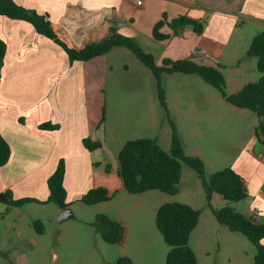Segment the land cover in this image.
I'll list each match as a JSON object with an SVG mask.
<instances>
[{"label":"crops","instance_id":"0c3cea01","mask_svg":"<svg viewBox=\"0 0 264 264\" xmlns=\"http://www.w3.org/2000/svg\"><path fill=\"white\" fill-rule=\"evenodd\" d=\"M14 1L38 13H47L56 36L72 48L80 49L98 42L112 28L143 48L144 43V49L153 54L155 61V54H158L160 63L155 62L157 65L163 58H169L191 59L198 64L218 67L229 92L238 91L260 76L256 57L247 55V50L251 38L264 31V0H139L140 4L137 0ZM162 15L167 19L178 15L199 20L206 18L207 23L200 34L190 27L172 34V30L164 25L160 31L172 35L165 40H155L152 28ZM0 38L6 44L5 55L0 57V135L11 149L8 161L0 166V194L10 190L14 198L32 197L45 201L47 178L55 170L58 160L63 158L66 208L70 210L66 218L73 216L76 205L84 204L80 199L87 190L105 187L109 199L93 205L105 208L112 200L125 203L111 219L121 224L124 237L128 233L136 236L135 223L127 222L124 214L129 213L132 219L135 208L144 209V201L152 203L147 199L158 201L154 211L164 202L159 200L156 189L139 195L125 189L118 175L117 153L128 139L114 152L108 148L104 88L108 83H117L113 72L120 69L124 74L130 73L126 78L121 77L123 86L131 82L137 87L140 77H145L149 81V91L155 96L154 101L159 104L152 71L124 46H116L90 60L71 61L56 38L38 32L28 21L4 14H0ZM162 74L165 100L171 104L168 106L170 120L175 124L185 153L199 156L207 173L224 167L239 173L245 180L247 195L231 206L254 222L264 224V141L257 130L256 113L230 104L207 82V85L198 84L197 87L206 94V101L198 112L205 131L201 132L199 140L197 129L192 125L199 119L194 116L195 107L187 103L189 110L184 111L183 98L171 91L173 85L167 77L171 73ZM178 107L179 111H174ZM163 116L166 117L165 111ZM45 121L57 123L59 128L39 129L38 124ZM156 127L158 124L152 126L149 133ZM157 135L160 138L143 137H151L161 146L163 139ZM84 138L101 145L89 150L83 145ZM194 139L199 140L195 146L190 142ZM164 140L165 145L170 143L166 138ZM192 175L188 171L183 174L182 168L179 184L186 185L198 178L197 174L193 178ZM211 202L216 209L226 204L218 194L212 196ZM25 204L28 205L7 206L0 201V231H4V239L0 234V254L5 258L4 264H31L27 256L31 246L41 249L45 254L43 263L50 264L46 253L50 256L55 246L41 240L42 235L35 231V206H47L46 218L49 220L58 218L65 208L54 202L30 201ZM210 218L215 219L212 212ZM213 224L215 231L223 230L230 242L241 240L239 235L229 234L225 226L218 222ZM199 226L197 223L194 229L198 230ZM6 241L15 242L14 246H4ZM261 242L264 244V238ZM59 256L54 254L52 262Z\"/></svg>","mask_w":264,"mask_h":264},{"label":"trees","instance_id":"16d2710c","mask_svg":"<svg viewBox=\"0 0 264 264\" xmlns=\"http://www.w3.org/2000/svg\"><path fill=\"white\" fill-rule=\"evenodd\" d=\"M0 14L10 18L22 19L30 22L35 29L51 38H56L60 46L67 53L71 61H86L105 54L116 46H124L131 50L135 57L148 67L156 81V91L159 104L168 116L164 89L161 84L162 73H187L197 74L230 104L251 110L258 117L257 130L264 141V31L256 33L250 40L247 55L256 57V67L260 76L255 81L244 84L238 91L229 92L224 75L218 67L198 64L191 59L164 58L161 65L155 63L151 52L146 51L139 43L131 38L124 37L110 29V32L98 42H92L80 49L68 46L60 40L49 20L47 13H38L34 9L17 4L14 0H0ZM206 18L201 20L187 15H178L167 19L166 15L156 21L152 28V37L155 40H165L176 34L183 27H190L195 33L200 34L206 25ZM167 25L172 34L161 32ZM6 52V44L0 38V57ZM171 140L169 152L162 149L157 141L151 137H138L126 140L117 153L118 175L125 189L129 193H141L150 189L175 194L179 190L182 174V164L193 169L200 179L202 189L216 221L225 226L229 231L239 233L247 238L254 249L255 264H264V224L256 223L252 218L236 211L231 204L246 197L245 180L231 167H224L207 173L204 161L196 155L185 153L177 129L172 120ZM39 129L54 130L59 128L57 123L49 121L38 124ZM83 145L93 150L101 144L89 138L83 139ZM9 143L0 135V166L4 165L10 156ZM109 164L106 165L108 170ZM65 174V161L60 158L55 170L47 178L48 197L40 201L32 197L14 198L12 192L7 190L0 194V201L7 206H21L30 201L54 202L60 208L68 206L66 190L63 184ZM220 195L226 204L220 208L212 205V196ZM109 199V192L105 187H95L87 190L81 197V202L93 205ZM199 210L181 202H164L155 214V225L164 241L169 245L165 264H197L194 251L189 246V236L199 220ZM40 223L34 221L33 225L40 233ZM96 230L108 243H120L123 240L121 224L104 213L97 214L94 222ZM40 231V232H38ZM113 264H132L128 258H119Z\"/></svg>","mask_w":264,"mask_h":264},{"label":"rangeland","instance_id":"374dc122","mask_svg":"<svg viewBox=\"0 0 264 264\" xmlns=\"http://www.w3.org/2000/svg\"><path fill=\"white\" fill-rule=\"evenodd\" d=\"M239 21L243 23V20L240 19ZM245 30L247 31L248 28H245ZM142 44L146 47L144 43ZM155 56L157 58L155 62L160 63L158 54H155ZM113 73V78L117 80V83L113 85L108 83L104 88L107 102L104 116V121L106 119L105 138L108 148L114 152L126 139L143 136L160 138L157 135L160 134L163 139L160 142L162 148L169 151L170 143L168 141L171 140H169L171 134L169 120L172 119L170 116L171 111L168 110V116L166 115L168 120H166V117L163 116V111L165 110L154 101L155 96L149 91V81L145 77H140L137 87L135 85L132 86L131 82H128L127 86H123V79L121 77L126 78L130 73L124 74L125 72L120 69L114 70ZM167 77L173 85L172 93L175 96L179 95L183 98V110L188 112L187 103L193 104L195 107L194 116H198L199 119L193 121L192 125L196 127L197 139L200 140L202 136L201 132L204 133L205 131L202 129L203 123L200 121L198 112L201 109L200 106L206 101V94L197 86L198 84L207 85V83L197 74L174 72ZM141 80H143V83H141ZM169 105L171 106L168 103L167 108ZM174 111L178 112L179 107L178 109H174ZM157 124L159 128L156 127L155 130L152 129L151 133H149L148 130ZM165 138L168 145L164 143ZM199 140L194 139L190 140V142L194 143L195 146ZM182 168L183 174L188 171L191 175L196 176L194 170L187 165L183 164ZM198 181L199 179L196 178L194 181L191 180L186 183V185L179 184V190L175 194L155 190L161 202L179 201L192 205L195 209L199 210L198 223L200 226L198 230L196 228V230L194 229L195 231L191 232L188 241L189 246L195 253L197 264H255L253 246L243 235L228 231L231 235H239L238 237L241 239L237 242H230L227 240L223 230L215 231L213 222L215 224L217 222L215 219L212 220L210 218L213 211ZM145 192L131 194L139 195ZM147 200L152 201V203L144 201L142 204V207H145L144 209L140 210V207L135 208L133 212L136 214L132 219H130L129 213L124 214L127 222L131 220V225L135 223L134 235L136 233V236L128 233L125 237L123 236L124 239L120 243L106 242L96 230L94 222L97 214L104 213L110 216V218L116 216L119 209L125 203H118L112 200L106 204L105 208L78 204L75 206L73 216L66 218L62 222H58L57 218L52 220L46 218L47 206H35L36 210L34 212L36 218L34 221L40 223L39 227L41 229L39 230L41 232H38L42 235L41 240L52 243L55 246V251H51L50 256L48 255L49 252L48 254L46 253V256L50 259V264H113L123 257L130 259L132 264H165L169 245L164 241L155 225L156 211L153 208L158 201ZM25 205L28 204L24 203L20 207H24ZM33 227L35 229L34 225ZM35 231L37 232L36 229ZM0 234L2 235V239H4V231H0ZM14 243L6 241L4 246L13 247ZM12 251H15V249H12ZM54 254H59L60 256L53 263ZM27 256L31 260V264H44L43 256L45 254L37 246H31L30 250H27ZM4 263L5 258L0 254V264Z\"/></svg>","mask_w":264,"mask_h":264},{"label":"water","instance_id":"95a60500","mask_svg":"<svg viewBox=\"0 0 264 264\" xmlns=\"http://www.w3.org/2000/svg\"><path fill=\"white\" fill-rule=\"evenodd\" d=\"M69 212H70V210H69L68 208H65V209L62 211L61 215L57 218L58 221H61V220H63L64 218H66L67 216H69Z\"/></svg>","mask_w":264,"mask_h":264},{"label":"built area","instance_id":"2783aa9c","mask_svg":"<svg viewBox=\"0 0 264 264\" xmlns=\"http://www.w3.org/2000/svg\"><path fill=\"white\" fill-rule=\"evenodd\" d=\"M137 4H140V1L139 0H137Z\"/></svg>","mask_w":264,"mask_h":264}]
</instances>
